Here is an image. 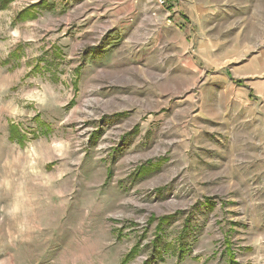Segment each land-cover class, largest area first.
<instances>
[{
	"label": "rangeland",
	"instance_id": "obj_1",
	"mask_svg": "<svg viewBox=\"0 0 264 264\" xmlns=\"http://www.w3.org/2000/svg\"><path fill=\"white\" fill-rule=\"evenodd\" d=\"M44 1L0 11V264H264V0Z\"/></svg>",
	"mask_w": 264,
	"mask_h": 264
},
{
	"label": "trees",
	"instance_id": "obj_2",
	"mask_svg": "<svg viewBox=\"0 0 264 264\" xmlns=\"http://www.w3.org/2000/svg\"><path fill=\"white\" fill-rule=\"evenodd\" d=\"M11 2H12V0H0V11L6 10ZM45 2H46V0L43 3H39V4H36V5L30 6L27 9L23 10L21 13L18 14L16 20L18 22H20V23L36 20L38 18L39 11H43L44 9H47L45 7ZM22 51H23V48L21 46H18L11 53L12 56L10 58L5 59L4 61L0 60V66L7 67L8 65L11 64L12 59L20 60L22 58V55H21ZM56 51H58V50H56ZM58 53H59V51H58ZM41 61L44 62L46 60L45 59H41ZM40 62L37 63V66H35V68H34V70H36V72H38V71H40L42 69L41 66H40V64H41ZM43 127L47 128V125H44ZM9 139L13 143H18L20 146H24L26 144L28 138H27V135L24 134L21 131L20 127L17 124L11 123L10 126H9ZM161 229H162V227L160 228V230ZM188 231H189V225H187V229L184 232L183 237L179 239V245H178L179 247H178V249H179L180 253H181V250L184 253L183 248H184V245H185L184 244V242H185L184 240H185V237H186L185 234H187ZM171 247H173V246H171ZM159 254H162V250L161 249H160V253ZM184 257H185V255L181 254L180 260H182ZM148 264H150V263H148Z\"/></svg>",
	"mask_w": 264,
	"mask_h": 264
},
{
	"label": "built area",
	"instance_id": "obj_3",
	"mask_svg": "<svg viewBox=\"0 0 264 264\" xmlns=\"http://www.w3.org/2000/svg\"><path fill=\"white\" fill-rule=\"evenodd\" d=\"M154 2L156 6L160 8H165L172 2V0H154Z\"/></svg>",
	"mask_w": 264,
	"mask_h": 264
}]
</instances>
